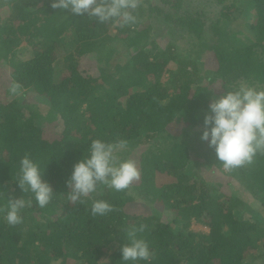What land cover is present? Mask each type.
<instances>
[{"label":"trees","instance_id":"trees-1","mask_svg":"<svg viewBox=\"0 0 264 264\" xmlns=\"http://www.w3.org/2000/svg\"><path fill=\"white\" fill-rule=\"evenodd\" d=\"M207 1L220 8L217 24L189 0H144L140 22L121 29L53 9L52 0H0V70L3 61L11 69L0 71V264H124L120 249L140 225L137 238L154 256L139 264H264V155L225 172L201 139L225 88H264V0L243 10ZM57 66L66 75L56 78ZM13 83L22 95L10 94ZM96 139L127 141L121 160L136 161L133 151L148 146L138 154L139 184L121 192L100 185L73 204L67 182ZM26 155L53 189L44 208L18 184ZM200 162L225 181L201 177ZM235 183L239 196L226 191ZM21 198L22 222L11 226L9 201ZM96 200L113 211L93 216ZM194 220L209 233L193 232Z\"/></svg>","mask_w":264,"mask_h":264},{"label":"clouds","instance_id":"clouds-1","mask_svg":"<svg viewBox=\"0 0 264 264\" xmlns=\"http://www.w3.org/2000/svg\"><path fill=\"white\" fill-rule=\"evenodd\" d=\"M51 7L74 16H87L100 24H111L114 28H132L140 20L144 0H52ZM13 96L23 94L22 86L13 83L9 89ZM201 139L215 150L217 160L225 172L246 165H252L258 154L264 155V88L240 85L225 88L219 98H213L208 114L204 117V131ZM129 149L125 140L105 142L96 139L91 142L84 158L76 163L67 182L68 199L73 204L97 191L100 185L117 192L130 188L140 179V170L132 159L121 160L119 153ZM40 165L30 156L20 160L19 186L24 192H31L39 207L44 208L52 201L54 192L43 179ZM30 205V201L27 202ZM26 201H9L6 222L15 226L22 222L20 212ZM113 211V205L105 200L92 204L93 216H105ZM146 225L131 230L128 242L120 251L124 264H139L150 261L154 256L148 242L137 238V231L143 232Z\"/></svg>","mask_w":264,"mask_h":264},{"label":"rangeland","instance_id":"rangeland-1","mask_svg":"<svg viewBox=\"0 0 264 264\" xmlns=\"http://www.w3.org/2000/svg\"><path fill=\"white\" fill-rule=\"evenodd\" d=\"M189 1L191 3V7L192 8L196 7L199 10H203L204 12L207 13V16L211 20H213L212 23H215V24L218 23V20H217V17L216 16L218 15L219 10H220L219 6L215 5L213 2H208L207 0H206L205 3H202L201 0H189ZM232 1H235L237 3V7L240 8V9H242V10L243 9H247V5H250L251 6L249 0H231V2ZM248 13H249V16H250V18L248 19V21H252V17L254 15V11H253L252 7H250L248 9ZM161 27H162V30L160 32V38H159V40L162 37H164L162 40H160V45H162L164 47V46H166L167 39H170V37L168 35V29L166 27H164V26H161ZM231 29H234V27H231ZM238 37H239L240 40H243V35L239 34ZM65 47H67L66 50H65ZM65 47L63 48V50L61 49L60 52H59V54H62V56L64 54L68 53L70 51V48H71L70 45L68 43H66V42H65ZM181 54H179V55L181 56ZM22 59H27V55L22 56ZM59 60L61 61V59H59ZM59 63L62 64V62H59ZM0 64H1V61H0ZM2 64H3V69L0 70V71H2L3 73H5L6 75L9 74L11 72L10 67L4 61H3ZM62 69L63 68H61L60 66H57L56 67V70H57V73H56L57 77L56 78H61V76L64 74L62 72L63 71ZM64 75H66V73ZM0 91H2V89H0ZM28 97H30L29 98L30 102L33 100V103H35L36 105H38V110L40 109L39 111H41V109H43V104L38 99V97L31 96L30 94L28 95ZM147 148H148L147 145H140V146H138L133 151V154L135 155V158H136V161H135L136 164H137V160L140 159V155H138V154L145 152L147 150ZM129 158H130V156H129ZM197 166L201 167V170L203 169L202 171H204V172L202 173L201 177H204V179L208 180V182L213 181V180H216V179H218L220 181H225L219 173H217V174L212 173L211 174V173L207 172V168H206V163L205 162H200V163L194 165L193 167L196 168ZM158 179H159L158 180L159 181V184H164V183H167L169 181V178H167L165 176H159ZM133 184H139V181H136ZM232 186H234V187L231 188V190L227 189L226 191L227 192H230V193L232 192L234 196H239L241 194V191L238 188V184L235 183ZM234 189H235V191H234ZM224 191H225V188H224ZM137 201H142V199L139 198V197H137ZM252 203L254 205L255 201L252 200V199H249L247 201V207H251V204ZM160 210L163 211V217L170 218L169 214H166V212H165L166 210L164 211V208L160 207ZM192 231L195 232V233H205V234L209 233V229L207 227H205L202 224L197 223L195 220L192 222Z\"/></svg>","mask_w":264,"mask_h":264}]
</instances>
